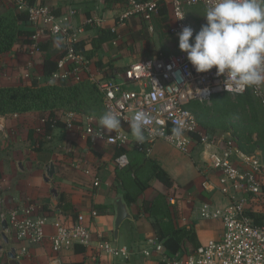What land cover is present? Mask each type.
Returning <instances> with one entry per match:
<instances>
[{
  "label": "built area",
  "instance_id": "built-area-1",
  "mask_svg": "<svg viewBox=\"0 0 264 264\" xmlns=\"http://www.w3.org/2000/svg\"><path fill=\"white\" fill-rule=\"evenodd\" d=\"M15 3L19 10L30 12L36 27L33 36L36 43L39 37L45 35L46 29L50 35L61 37L65 54L59 59L58 69L52 76L65 80L77 75L81 78L79 72L87 65V60L75 43L84 28H71L58 22L45 5L28 6L24 0H15ZM163 3L168 9L169 28L178 35L185 26L195 30L188 18L187 8L197 5L206 7L208 0H125L124 8L118 13V23L125 24L138 17L146 23L150 32L154 31ZM181 16L183 19H179ZM216 71L214 66L208 72H197L184 52L181 55L145 57L130 63L123 70H116L111 77L95 74L91 77L104 96L106 110L114 109L122 119L121 127L111 132L106 128L100 129L98 122H90L86 132L93 143L103 141L116 150L133 145L137 153L147 157L159 139H165L176 147L179 144L177 148L187 154H191L196 146H202L203 169L215 177L213 181L207 175L204 185L220 192L223 197L222 201H204L200 205L199 218L218 221L221 229L216 237L201 243L193 252L181 250L169 255L162 241L147 239L142 254L146 257L160 255V264H264V224H257L248 214L249 202L257 201L263 192L264 159L245 152L232 135L223 134L210 141L201 132L190 107L195 101L210 102L218 95L240 96L251 91L264 108V85L249 87L243 92H227L225 77L217 76ZM141 109L154 117L153 124L148 126L150 131L145 132V143L135 141L128 122ZM174 120L184 123V133L178 139L171 136ZM157 129L165 131L167 138L155 135ZM99 131L103 135H97ZM195 133L200 139L195 137ZM130 154L128 150L115 155L113 162L118 170L130 165ZM94 184L98 185L99 181ZM169 201L176 204L174 197ZM91 213L96 216L99 212L92 210ZM4 217L19 242L15 259L26 256L30 246L47 240L45 226L48 215L34 205H16ZM53 225L55 233L49 239L55 251L72 248L75 244L89 247L92 243V232L83 213L70 221L57 218ZM98 250L123 260L132 255L127 245L115 246L107 240L99 242Z\"/></svg>",
  "mask_w": 264,
  "mask_h": 264
},
{
  "label": "rangeland",
  "instance_id": "rangeland-1",
  "mask_svg": "<svg viewBox=\"0 0 264 264\" xmlns=\"http://www.w3.org/2000/svg\"><path fill=\"white\" fill-rule=\"evenodd\" d=\"M3 4L4 2L0 0V11ZM16 7L19 10L18 5ZM205 9V6L187 9L188 18L195 28V33L207 23L203 16ZM162 18V16L156 18L154 31L142 34L141 39H137L140 38L138 33L145 22L141 18L128 20L126 24H122L121 28L118 27L120 36L117 41L112 46L103 47L99 51L100 55L104 61L112 60L121 67H126L130 63L145 57L161 54L163 56L181 55L184 51L179 48V36L170 30ZM91 19L89 24H94L92 26L95 27L97 17L94 15ZM86 24L78 25L84 28V31L79 34V38L87 36ZM51 35L46 29L45 35L39 37L36 44L30 46L21 39L15 43L12 50L1 54L0 86L24 85L35 76L40 78L42 85L57 86L60 91H64L68 86L79 85L83 80L93 83L91 77L97 66L95 55L84 54L87 65L79 72L81 78H78L77 75L64 80L43 75L41 70L43 58L61 49V37L57 36L58 40H52L50 39ZM39 43H48L49 49L47 51L37 50L36 45ZM61 80L65 81V85H61ZM85 95L86 97L80 98L82 102L75 98L74 104H66L65 102L63 105L55 107L56 115L65 121L67 126L63 129L55 127L52 135L46 137L43 145H39L40 139L36 136L44 134V123L48 118L49 110H32L0 115V245L2 246L0 260L3 262H9L8 254L11 252L16 255L18 250L14 243V232H8L2 227V222L5 220L4 216L8 211L18 204H32L44 213L51 211L50 202L51 199L55 198L51 189L59 187L57 184L59 180L52 181L56 176L55 174L48 182L49 185H44V177L47 176V169L50 164L53 163L57 166L55 162L66 164L69 163V160L76 159V162L85 163L84 169L91 171L95 181L100 179V177L98 178L101 174L99 169L109 162L114 172L118 170L112 162L113 159L106 163L101 160L102 156L96 148L100 144L105 146L103 141L96 144L89 140L86 127L92 121L99 123L103 111L98 98H90V94ZM255 99L252 107L248 104L242 105L241 98L238 96H231L226 99L216 97L210 102L200 104L201 107L195 109L194 114L201 132L210 141L223 134L232 135L246 152L259 155L264 159V139L261 140L258 131L253 133V140H250L248 136V132L252 128V119L264 116L262 104L257 98ZM204 107L208 109L203 110ZM228 111L230 112L228 113ZM30 137L36 138L34 144H31ZM89 142L92 143L95 151L91 149ZM15 143H18V147H15ZM95 146L97 147L95 148ZM38 147H40L39 150ZM201 149L202 146H196L193 155H196ZM138 155L136 151H131V159L139 157ZM59 167L60 165H58ZM141 173L142 182H147L150 179L149 171L143 169ZM31 174L36 176L32 179L34 184L39 177V184L36 189L27 182ZM262 182L263 194L259 196L257 201H254V206L256 210L264 212V179ZM40 192L42 193L40 194ZM133 192L136 193L137 189L134 188ZM201 223L205 224V221ZM3 234L8 237V244L2 239ZM12 249L14 250L12 251ZM11 263L16 264L13 261Z\"/></svg>",
  "mask_w": 264,
  "mask_h": 264
},
{
  "label": "crops",
  "instance_id": "crops-1",
  "mask_svg": "<svg viewBox=\"0 0 264 264\" xmlns=\"http://www.w3.org/2000/svg\"><path fill=\"white\" fill-rule=\"evenodd\" d=\"M2 1L5 3L10 0ZM124 4V0L119 2H108L106 0H44V5L54 14L53 16L58 22L67 24L71 28L81 27L78 25L87 23V36L85 38H79V40H89L91 37L97 35L101 27L112 28L119 33L118 27L121 28L122 24L118 23L117 17L118 13L124 8ZM94 15L97 17V25L95 27L92 26L94 24H89L91 23L89 21L92 20L91 18ZM50 39L58 40L57 36L53 35H51ZM116 41H114V43ZM106 46L109 45L105 44L103 47ZM86 48L90 50V46ZM84 54L88 53H83V55ZM97 56H101L100 52L96 54V59ZM42 67L43 61L41 70ZM113 67L117 69L124 68L118 64L116 65L114 62ZM94 74L97 76L105 75L98 65L95 68ZM103 143L105 146L100 144L98 148H96L97 146H95V148L101 154V160L106 163L108 160L110 161L115 157L117 150L107 145L105 142ZM15 147H18V143H15ZM132 147L133 145L129 146L130 152L135 151L131 149ZM193 153L192 151L191 154H187L165 139H159L154 143L148 157L154 162H158L170 174L174 181V185L172 187H167L155 177H151L149 181L150 186L137 195L135 203L128 206L131 217L123 221L118 238L114 236V222L116 215L115 202L120 192L118 185L114 181L116 171H113L110 162L99 169L101 174L98 176V178L100 177V179H98V185L94 184L95 179L94 176L91 175V171H86L84 169L85 163L81 164L80 162H76V159L69 160V163L66 164L55 162L57 165L55 166L56 176L52 181L58 179L59 181L57 184L59 187L52 188L51 192L53 189L59 192L57 191V195L52 192L55 198L51 199L50 202L51 211L49 213L45 212L48 215V221L45 226L47 240L41 244L30 246L29 253L19 260L15 259V254L10 252L8 254L10 258L8 263L12 264L11 261H13L16 264H160V255L155 254L151 257H146L141 252L147 244V239L156 238L153 219L150 213L144 210L142 202L144 200L152 201L160 193L165 194L168 199L172 197L175 198L176 204L173 205L179 223L181 225L194 224L197 228V235L201 243H205L209 239L216 237L221 229L220 222L201 220L198 216V210L202 202L210 200L222 201L223 197L220 192L212 190L211 187L207 188L204 185L207 175H210L213 181H215V177L205 172V169H203L204 155L202 149L199 150L196 155H193ZM58 165H60L59 168ZM145 166L146 165H144V167ZM34 176L35 175L31 174L27 182L36 189V187L38 188L39 177H37L34 184L32 183ZM46 177H44V185H49L48 182L52 177L49 181L46 180ZM41 193L42 192H40V194ZM61 193L68 194V200L73 205V209L63 211L55 208ZM93 203L107 206L106 212L98 213V215L93 216L90 211ZM74 211L78 214L83 213L85 215L86 223L89 225L92 232V243L89 247L82 245L86 249L85 251H76L75 246L55 251L49 239V237L55 233L53 223L57 218H61L65 221L75 219L73 216ZM248 211L264 214L261 210H256L253 201L249 202ZM203 221H205V224L201 223ZM2 239L6 244L9 243L8 237V241L4 239V234ZM106 240L115 246L127 245L131 249L132 255L128 259L123 260L108 252L99 251V242ZM14 243L18 248L19 242L15 237ZM13 250L14 249H12V251Z\"/></svg>",
  "mask_w": 264,
  "mask_h": 264
},
{
  "label": "trees",
  "instance_id": "trees-1",
  "mask_svg": "<svg viewBox=\"0 0 264 264\" xmlns=\"http://www.w3.org/2000/svg\"><path fill=\"white\" fill-rule=\"evenodd\" d=\"M28 6L41 5L44 6V0H24ZM108 2H119L123 0H106ZM125 1V0H124ZM15 0H10L2 5L0 11V55L12 50L15 43L23 39L27 45H34L36 41L33 36L36 32V27L33 25L30 12L28 10H18ZM54 15V14H53ZM161 16L163 22L169 27V14L165 3L161 5ZM118 18V17H117ZM118 21V19H117ZM148 27L144 23V26L140 29V38L142 34L149 33ZM119 33L112 28L101 27L97 35L91 37L89 40L81 39L75 43L77 49L88 55H95L103 48L105 44L112 46L114 41L119 38ZM90 46V50L86 47ZM36 49L40 51H47L48 44H37ZM65 54L64 46L61 45V49L56 53L47 55L43 59V75L51 77L58 69V61ZM99 68L105 73L106 77L114 75L115 71L123 70L124 68H114L113 61H104L102 56H97V63ZM73 67V65H72ZM65 80V79H64ZM61 80V85H65V81ZM85 94H90L89 97L98 98L102 109V114L106 111L105 99L103 94L98 89L97 85L88 80H83L79 85L68 86L64 91H60L57 86H45L41 84L40 78L35 76L29 79L24 85H10L0 86V115L27 112V111H46L49 110L48 118L44 123V134L36 136L40 139L39 145H43L47 136L52 135L54 128H65L67 123L55 113V107H59L66 104H74L75 98L80 101L81 97H86ZM216 97L230 98L229 95H218ZM215 97V98H216ZM241 98V103L248 104L251 107L256 101V97L247 91L245 94L238 96ZM214 98V99H215ZM82 102V101H80ZM225 102H227L225 100ZM224 102V103H225ZM202 102H192L190 104L191 109L195 113V109L201 107ZM204 107L203 110H207ZM233 111V110H231ZM230 111H228L229 113ZM196 117V116H195ZM251 129L248 132L250 140H253L252 135L255 131H258V135L261 140L264 139V116L261 118L252 119ZM196 138L200 139L198 133L194 134ZM36 138L30 137L31 144L35 143ZM90 140V139H89ZM89 146L93 151L92 143L89 142ZM240 146V145H239ZM241 147V146H240ZM260 147V146H258ZM242 148V147H241ZM38 150L40 147L37 148ZM134 149V146L131 148ZM243 149V148H242ZM130 148H121L116 151V155H119ZM244 150V149H243ZM245 151V150H244ZM246 152V151H245ZM137 153V152H136ZM248 153V152H247ZM139 154V153H138ZM251 154V153H249ZM139 157L131 159L130 165L123 169L117 170L115 173L114 181L118 185L119 192L123 194L124 200L128 206H131L137 200V195L145 191L149 186L150 179L147 182H142V171H149V176L155 177L167 187H172L174 181L170 174L158 163L149 159V157L139 154ZM144 165H146L144 167ZM128 179V181H126ZM133 188L137 189V192H133ZM143 208L146 212H149L153 219V227L155 229L156 238L163 242L169 255H173L178 251L193 252L200 245L197 235V228L194 224L181 225L178 221V216L174 205L170 203L168 197L165 194H158L152 201L144 200L142 202ZM104 204L93 203L91 210H97L99 213L106 212ZM56 209L63 211L73 209V205L68 200V194L61 193ZM248 214L255 219L257 224H264V214L259 212L248 211ZM74 218L78 216L77 212H73ZM76 251H85L86 249L79 244H75ZM0 264H9L0 260ZM81 264V263H76Z\"/></svg>",
  "mask_w": 264,
  "mask_h": 264
},
{
  "label": "clouds",
  "instance_id": "clouds-1",
  "mask_svg": "<svg viewBox=\"0 0 264 264\" xmlns=\"http://www.w3.org/2000/svg\"><path fill=\"white\" fill-rule=\"evenodd\" d=\"M203 16L207 23L195 35L190 26L178 33L179 48L196 71L208 72L215 66L217 76L225 77L227 92L264 85V0H208ZM121 120L117 111L108 108L100 117V129L117 131ZM128 122L135 141L145 143V132L150 131L154 117L141 109ZM173 124L171 136L178 139L184 133V123L174 120ZM154 134L167 138L160 129Z\"/></svg>",
  "mask_w": 264,
  "mask_h": 264
},
{
  "label": "water",
  "instance_id": "water-1",
  "mask_svg": "<svg viewBox=\"0 0 264 264\" xmlns=\"http://www.w3.org/2000/svg\"><path fill=\"white\" fill-rule=\"evenodd\" d=\"M56 170L55 165L52 163L50 164L49 168L47 169V176L46 180L49 181L51 177L54 176ZM52 192L57 195V191L55 189L52 190ZM116 204V215H115V222H114V236L115 238H118L120 227L124 220L131 217V213L129 211V207L127 203L124 200L123 194L119 193L117 196V200L115 202ZM2 226L4 229H6L8 232H10L8 223L6 220H3ZM4 239L8 241L7 236L4 235ZM2 246L0 245V249ZM11 255V254H10Z\"/></svg>",
  "mask_w": 264,
  "mask_h": 264
}]
</instances>
